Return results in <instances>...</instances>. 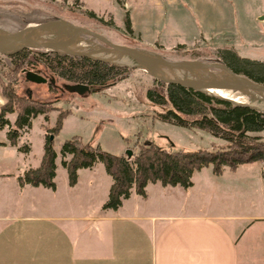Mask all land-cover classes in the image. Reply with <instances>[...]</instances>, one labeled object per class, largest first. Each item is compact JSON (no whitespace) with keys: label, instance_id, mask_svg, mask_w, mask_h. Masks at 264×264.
<instances>
[{"label":"crops","instance_id":"obj_1","mask_svg":"<svg viewBox=\"0 0 264 264\" xmlns=\"http://www.w3.org/2000/svg\"><path fill=\"white\" fill-rule=\"evenodd\" d=\"M23 131L10 146L0 130V149L17 154L13 163L0 157V264H264L263 163L219 175L202 168L186 189L148 183L144 197L132 188L116 210H102L111 185L102 164L77 170L70 187L61 166L69 157L59 150L53 190L19 186L38 166L46 135L30 165ZM23 146L27 153L18 151Z\"/></svg>","mask_w":264,"mask_h":264},{"label":"rangeland","instance_id":"obj_2","mask_svg":"<svg viewBox=\"0 0 264 264\" xmlns=\"http://www.w3.org/2000/svg\"><path fill=\"white\" fill-rule=\"evenodd\" d=\"M125 16L129 32L124 28ZM41 20L65 22L111 44L149 50L172 62L214 63L218 51L231 45L240 47V56L264 62V0H0L2 29L14 30ZM9 67L8 58L0 55V75ZM153 80L143 71L129 70L125 80L100 93L80 96L64 90L49 93L46 84L30 83L19 72L15 90L19 96L69 112L58 133L51 137L56 151L72 136L128 160L140 145L166 152L224 146V142L203 131L155 119V114L165 108L154 106L145 98V90L153 85ZM1 102L0 94V105ZM57 113L31 120L26 132L30 154L24 159L28 164L39 160L43 134L53 127ZM14 117L5 116L9 123L6 131L13 129ZM22 131L18 135L22 136ZM256 135L264 141V131ZM16 155L11 148L0 149L1 159L9 163L16 161ZM16 163L21 165L22 160ZM205 171L211 173L210 168Z\"/></svg>","mask_w":264,"mask_h":264},{"label":"trees","instance_id":"obj_3","mask_svg":"<svg viewBox=\"0 0 264 264\" xmlns=\"http://www.w3.org/2000/svg\"><path fill=\"white\" fill-rule=\"evenodd\" d=\"M47 22L48 20H41L14 30L3 29L16 32ZM123 24L129 32L127 16L123 18ZM7 58L10 67L0 75V130L9 126L5 116L14 114L13 129L6 132L8 144L15 146L18 132L28 129L35 117L43 116L46 119L48 114L58 112L53 127L47 129L44 136L38 166L24 172L17 179L18 184L53 190L55 153L51 137L58 133L62 120L69 112L58 110L51 103L17 95V74L29 71L38 76L43 75L47 90L52 94L62 92L65 86L76 85L86 87L88 93H100L125 80L129 70L86 59L60 56L48 51L24 50ZM200 62H216L237 76L264 84V62L241 58L230 47L220 49L218 59L214 63ZM153 81V85L145 90V98L150 104L165 108L155 114V119L164 124L203 131L210 137L224 142V146H215L211 150L166 152L151 145H140L128 160L103 152L98 146L85 144L78 136H72L59 147L60 156L69 157L67 161H61L67 184L70 187L75 184L77 170L88 169L94 163H101L106 175L111 179L102 210H116L132 188L135 194L144 197V188L148 183L158 182L162 187L179 186L186 189L190 186L192 173L202 168L210 167L213 174L219 175L223 168L234 171L243 164H264V141L256 135L264 131L263 113L233 107L176 85ZM18 151L27 153L28 148L19 147ZM261 176L264 179V169Z\"/></svg>","mask_w":264,"mask_h":264},{"label":"water","instance_id":"obj_4","mask_svg":"<svg viewBox=\"0 0 264 264\" xmlns=\"http://www.w3.org/2000/svg\"><path fill=\"white\" fill-rule=\"evenodd\" d=\"M24 50L48 51L69 58L143 71L161 83L176 85L233 107L264 114V84L237 76L221 64L168 61L149 50L111 44L96 34L65 22H47L16 32L0 28L1 56L10 57ZM23 74L30 83H46L44 78L32 72ZM64 91L80 96L88 93L86 87L79 85L65 86Z\"/></svg>","mask_w":264,"mask_h":264}]
</instances>
